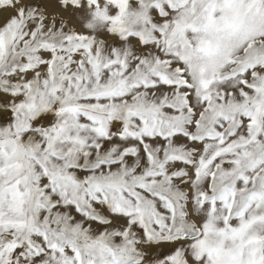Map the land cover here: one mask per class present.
Wrapping results in <instances>:
<instances>
[{
	"label": "snow or ice",
	"instance_id": "snow-or-ice-1",
	"mask_svg": "<svg viewBox=\"0 0 264 264\" xmlns=\"http://www.w3.org/2000/svg\"><path fill=\"white\" fill-rule=\"evenodd\" d=\"M0 264H264V0H0Z\"/></svg>",
	"mask_w": 264,
	"mask_h": 264
}]
</instances>
